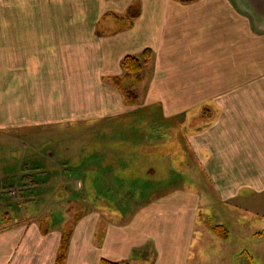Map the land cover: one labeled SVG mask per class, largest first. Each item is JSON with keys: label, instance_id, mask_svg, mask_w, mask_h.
Returning <instances> with one entry per match:
<instances>
[{"label": "crops", "instance_id": "crops-1", "mask_svg": "<svg viewBox=\"0 0 264 264\" xmlns=\"http://www.w3.org/2000/svg\"><path fill=\"white\" fill-rule=\"evenodd\" d=\"M27 1H16L17 20L9 10L8 21L3 18L8 27L0 30L4 134L31 129L28 133H47L53 139L60 135V122H87L80 134H90L99 121L104 135L108 125L138 105L152 109L143 115L157 117L150 118L147 146L134 144L132 154H138L105 164L124 163L136 176L122 179L116 170L98 175L97 192L85 195L97 201L77 218L67 213L56 221L52 213L44 222L39 201L25 210L36 214L29 223L5 224L12 215L1 213L0 264H56L70 230L66 264H101L104 259L120 264H228L224 261L230 262V255L250 258V215L264 212V0H71L82 10L60 15L73 24L65 31L57 26L53 1L44 10L43 0H31L35 13L29 17ZM131 9L139 12L133 18L128 16ZM103 21L108 27L100 28ZM32 22L38 26H29ZM147 49L152 57L136 87L142 89L139 102L131 105L114 79L124 76L126 56L141 58ZM191 113L209 115V122L181 131L178 118ZM171 124L187 154L182 162L190 159L182 166L194 159L204 174L170 175L174 156L170 149L156 147L165 143L157 134ZM168 131L163 129L164 136ZM140 153L142 162L136 159ZM46 163L58 166L55 159L35 165ZM26 164L18 174L14 163L13 172H3L0 181L9 187L23 184ZM159 166L164 168L161 176ZM40 171L48 177V171ZM70 177L68 183L74 181ZM124 183L130 184L128 189L120 185ZM9 190L2 188L3 197H10ZM13 203L2 198L0 208L11 209Z\"/></svg>", "mask_w": 264, "mask_h": 264}, {"label": "rangeland", "instance_id": "rangeland-1", "mask_svg": "<svg viewBox=\"0 0 264 264\" xmlns=\"http://www.w3.org/2000/svg\"><path fill=\"white\" fill-rule=\"evenodd\" d=\"M16 1L11 0V2H9L7 0H0V30L6 29L8 27V23L4 22L3 18L4 20L8 21V19L6 18H8L9 10L11 12L10 14L12 15V20L16 19V16H18V14L20 13ZM49 1L50 0H43L42 7L44 10L49 7ZM51 1H53L54 9H56V11L58 12L60 19L57 23V26L60 30H70L73 24L63 22V17L60 15L67 16L70 11L80 8L77 5H73L70 2L71 0ZM8 2L10 3V6L8 5ZM74 2L79 1L76 0ZM81 10L82 9H80L79 13L81 12ZM25 13L28 17L29 15H34L35 13L34 4L31 2V0L27 1ZM50 25L51 24H48V26ZM118 25L119 23H117V26ZM29 26H32V28H36V26L38 25L32 22ZM109 26H111V24ZM11 27L12 29H18V23L15 24L14 22H11ZM101 27L105 28L108 27V25L107 23H105V21H103L100 28ZM146 71L147 69L145 70L144 67L142 74L144 75ZM136 92L141 93V87L136 89ZM140 96L143 100L145 99L142 95ZM151 110L152 109L150 108V106L138 105L134 107L129 112H127V114H124V116L116 120L115 124L108 125L105 129L104 135L103 133H101L104 126L101 122L98 123L99 121L95 123L96 128H91L90 134H80V132L85 127H88L90 125L87 122L84 126L80 125L78 122H60L58 125L60 135H58L57 137L53 136V139H51V135H48L47 133H41L38 135H34V131L31 134L28 133L32 131L31 129H28L26 131H15L13 129L12 132L6 134H4V132L0 130V177H2L3 172L5 173L9 169L13 172V168L15 166L13 165L14 163L17 164L14 171L20 174L21 165H23L24 162H27V164L32 165V167H30L29 169L28 174H31L32 172L33 177H35L36 180L41 181V183L39 184L13 183L11 187H9V184H7L6 182L0 181V201L3 198L5 200H11L14 202V206H12L11 209H4L3 207L0 208L1 218L3 217L1 216V213H3L4 215L6 212H9V214L12 215V218H9V216L8 219L5 218L4 223L7 224L19 222L20 220H27L25 222L29 223L28 220H30V218H32L36 214L33 210H25L33 207L32 203H38V201L41 204V210H45V215H40H44V222L46 218L49 219L51 217L52 213L56 221L62 219L63 214L65 215L67 213H74L75 218H77V216L83 213L84 207L92 206L94 204V201H97L96 199L94 201L89 200L88 198H85V195H94L97 192L96 188H98V186L100 185V183L98 182V175H109L112 170H116L117 177H120L122 179L123 177H133L134 175L136 176L135 171H133L131 174V172L125 169L124 163H119V167L110 165L106 166L105 164H110L112 160L123 162L129 156L138 154L136 152L132 154V145L147 144V142L149 141L147 139V131L150 129V118L152 116L157 117V115L149 114L148 117V115L143 114L152 112ZM198 116L199 114L194 115V113H191L190 117L185 115L180 116L177 120V122H179V129L181 128V131H185V129L198 130L204 128L205 123L209 122V115L200 114V116ZM155 120V123L159 121L158 119ZM174 127L175 125L173 124L169 125L168 127H163V129L170 130V132L168 131L169 135L167 136H164V133H162L163 129L161 133L157 134L159 137H165L163 138L165 140V143L160 142L156 149L159 151L160 149H170V152L174 156V160H172L171 163L173 162V164L176 165L174 166V169L172 168V171L174 172L170 175H172L173 178H176L175 176H173L174 174L177 176L179 174H186L184 176L179 175L178 177L189 178L193 175L200 176L204 174V170L195 167L194 159L192 162H189L188 165L182 166V164L186 163L190 159H188L186 162H182V160L186 158L187 154L184 153L183 149L180 147L181 142L180 140H178V137L175 138L173 134L174 132L172 130L174 129ZM155 128H158L157 124H155ZM70 135H72L73 137H69ZM189 145L190 144L188 143V146ZM146 146L144 147V149H146ZM104 148H107L110 151L106 154L102 153V150ZM50 152H53L52 157ZM52 159L57 160L58 166L46 163L44 166L36 167L37 172L35 171V164H39L44 161H50ZM136 159L140 161L142 160L141 153L136 157ZM7 164H11L13 165V167L9 168ZM99 165L101 166V168H99ZM27 167L29 168V166ZM39 169L45 170V172L48 171V177L42 176L43 173ZM163 173L164 168H161L160 166L157 167V174L161 176ZM69 176H71L70 178H75L72 179L74 180L72 181V183L67 182ZM40 185H44V187L39 188ZM120 185L125 186V189H128V187L130 186V184L127 183ZM2 188L3 191L10 188V197L7 195H4L5 197H3V194L1 193ZM42 190H46V193L41 194ZM42 195L45 196L43 197V199L40 198ZM36 197H38L39 199ZM15 207L21 208V212H19V209H15L13 211ZM250 217V258L248 257V255L244 254L237 259H231L230 255L228 258L230 262L225 260L224 263L264 264V239L260 237V235L264 233V212H261L257 215L252 213ZM246 236L247 235L245 232V237Z\"/></svg>", "mask_w": 264, "mask_h": 264}, {"label": "trees", "instance_id": "trees-1", "mask_svg": "<svg viewBox=\"0 0 264 264\" xmlns=\"http://www.w3.org/2000/svg\"><path fill=\"white\" fill-rule=\"evenodd\" d=\"M177 1H180L182 3H193L197 0H177ZM136 11H137L136 9H131L128 13V16L130 18L135 17L139 13L138 11L137 12ZM151 57H152V52L150 49H147L143 52L141 58L129 55L126 56L122 61V66L125 71V74L122 78H115L114 85L122 92L128 104L136 105L139 102V96L136 92V87L141 82L143 67L150 61ZM27 166H29V168ZM30 167H32L31 164H26V166L22 167L23 172L26 174L25 178L27 180L26 182H24L26 184L27 183L34 184L33 182L34 177L32 173L28 174ZM36 167L37 166L35 165L34 166L35 171H37ZM70 238H71V230L69 232H66L63 236L62 245L57 257L56 264H66ZM101 264H120V263L112 262L104 259L102 260Z\"/></svg>", "mask_w": 264, "mask_h": 264}]
</instances>
